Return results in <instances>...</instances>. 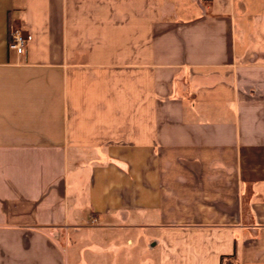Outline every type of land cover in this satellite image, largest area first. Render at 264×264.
I'll return each mask as SVG.
<instances>
[{"label":"crops","instance_id":"1","mask_svg":"<svg viewBox=\"0 0 264 264\" xmlns=\"http://www.w3.org/2000/svg\"><path fill=\"white\" fill-rule=\"evenodd\" d=\"M0 264H264V0H0Z\"/></svg>","mask_w":264,"mask_h":264},{"label":"built area","instance_id":"2","mask_svg":"<svg viewBox=\"0 0 264 264\" xmlns=\"http://www.w3.org/2000/svg\"><path fill=\"white\" fill-rule=\"evenodd\" d=\"M31 35L26 33L20 27H11L8 36V48L21 55L25 52Z\"/></svg>","mask_w":264,"mask_h":264}]
</instances>
